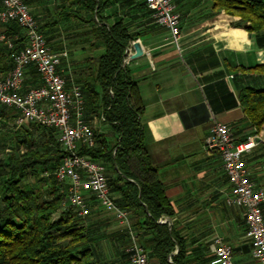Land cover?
<instances>
[{
  "label": "crops",
  "instance_id": "crops-1",
  "mask_svg": "<svg viewBox=\"0 0 264 264\" xmlns=\"http://www.w3.org/2000/svg\"><path fill=\"white\" fill-rule=\"evenodd\" d=\"M24 1L52 50L67 53L60 70L68 86L85 85L91 79L84 74L92 64L89 60L103 51L87 49L94 42L87 40L92 27L70 15L78 13L90 19L82 0ZM108 1L111 6L101 25L109 27L123 20L132 34L139 35L134 43L141 44L143 54L134 57L132 46L126 66L138 84L144 105L141 121L145 142L175 209V218L170 222L187 242L189 264H212L211 245L218 237L235 250L236 264H255L245 211L227 205L232 185L222 159L207 152L205 140L214 121L229 125L237 143L255 139L256 147L244 160L255 187L264 188V128L258 133L248 123L239 101L245 88H264V72L255 69L264 65V31L250 33L240 17L215 13L212 0H175L176 11L181 14L182 37L179 44H174L169 31L155 22L146 0ZM14 26L0 23V35H6V29ZM25 85H42L33 68L26 75ZM93 87L98 89L96 84ZM94 117L90 118L85 107V119L95 124L101 118L100 114ZM104 126L108 130L103 128L99 135L110 131ZM30 127L16 125L15 111L0 116L1 137L3 129L15 130L13 138L31 136ZM90 206L91 230L100 231L99 238L109 237L108 243L103 239L94 242L96 248H101H97L98 254L111 256L110 262L128 264L125 227L98 203L92 201Z\"/></svg>",
  "mask_w": 264,
  "mask_h": 264
},
{
  "label": "trees",
  "instance_id": "trees-1",
  "mask_svg": "<svg viewBox=\"0 0 264 264\" xmlns=\"http://www.w3.org/2000/svg\"><path fill=\"white\" fill-rule=\"evenodd\" d=\"M212 1L215 13L240 17L250 33L264 31V0ZM110 6L108 0H82V8L91 15L90 19L78 13L70 14L91 25L87 40L94 42L89 48L103 51L98 58L89 60L92 64L84 71L86 78L91 79H87L85 85H77L83 90L86 112L100 114L101 122L114 136V140L109 141L105 134L96 133L97 147H82L78 154L90 156L106 167L112 196H118L117 205L129 213L139 243L148 252L150 264H189L186 240L175 226L169 227V222L175 218V209L145 142V127L141 121L144 105L138 84L126 66L127 49L139 35L132 34L123 20L109 27L101 25ZM96 11L97 19L94 18ZM13 24L15 26L4 33L8 39L15 40V49L0 41V73L3 76L12 70L13 55L26 42L22 29ZM40 31L43 33L41 28ZM255 69L264 72V65ZM239 101L245 119L261 132L264 88H245ZM13 110L0 104V116L13 113ZM29 125L41 136H49L46 137L48 150L31 149L24 155L13 153L7 160L0 159V264H103L90 236L91 228L84 225L92 216V208L89 217L81 218L73 207L64 206L66 195L55 178V171L67 153L58 140L57 131L37 123ZM41 174L47 175L40 180L43 186L48 184L45 192L24 186L25 179ZM125 230L129 248L131 237ZM127 257L129 259L128 253Z\"/></svg>",
  "mask_w": 264,
  "mask_h": 264
},
{
  "label": "built area",
  "instance_id": "built-area-1",
  "mask_svg": "<svg viewBox=\"0 0 264 264\" xmlns=\"http://www.w3.org/2000/svg\"><path fill=\"white\" fill-rule=\"evenodd\" d=\"M146 7L155 22L169 31L173 43L179 44L181 14L176 11L175 0H146ZM0 21L16 23L22 29V38L26 39L23 48L13 55L12 70L0 79V104L15 110L18 127L37 123L57 131L58 140L67 153L55 171V178L66 195L64 206L73 207L79 217L87 218L91 215L90 203H99L129 232L128 264H150L148 252L139 243L129 213L120 208L112 196L106 167L90 156L78 154L82 147L96 148L97 135L93 124L85 119V96L81 86L69 87L60 70L67 53L52 50L24 0H0ZM0 41L10 49L16 47L15 40L6 35H0ZM31 68L42 85L27 89L26 75ZM256 145L255 139L237 143L231 127L217 121L205 140L207 152L216 153L222 159L232 185L227 205L245 211L252 259L255 264H264V188L255 187L244 160ZM211 252L214 256L212 264H236L235 250L223 238L214 239Z\"/></svg>",
  "mask_w": 264,
  "mask_h": 264
},
{
  "label": "rangeland",
  "instance_id": "rangeland-1",
  "mask_svg": "<svg viewBox=\"0 0 264 264\" xmlns=\"http://www.w3.org/2000/svg\"><path fill=\"white\" fill-rule=\"evenodd\" d=\"M0 23H3L0 21ZM80 48V47H79ZM89 47H87L88 49ZM90 49V48H89ZM6 77V76H4ZM2 77V78H4ZM0 78V79H2ZM90 118L92 120H94V116L98 115L96 113H89ZM95 124H93L94 128H95V132L99 135L100 130H102L103 128H106L104 126V124L100 121L99 118H97V120H95ZM104 126V127H103ZM31 131H32V135L28 136V137H22V136H17L15 138V130H9L7 131H2V137L0 136V159L3 160H7L9 158L10 155H13V153L17 154V155H24L26 154L29 150L34 149L40 152H46V150H48L47 145H46V137L48 138L49 136H41L40 132H37L35 128L30 127ZM264 128V127H263ZM262 128V129H263ZM107 129V128H106ZM108 130V129H107ZM106 136L108 137L109 141H112V137L113 134L109 131L107 132ZM15 140V141H13ZM57 140V139H56ZM52 147V145H50ZM47 175L46 174H41L39 175L37 178H33V177H28L27 179L24 180L23 184L24 186H30L35 188L36 191H40V192H45V190L48 188V184H45L44 186L41 184L40 180L43 178H46ZM91 220L88 219L86 221V226L90 227V225L88 223H90ZM99 233L93 230H90V236L93 238L94 242L98 243V240H107L106 242L108 243V235H103L101 238H99L101 236H99ZM98 249L100 247H97ZM101 249V248H100ZM108 252H109V248H105ZM104 249V251H106ZM111 256H106V255H101L100 254V258L103 261V264H116L114 263V261L110 262L109 258Z\"/></svg>",
  "mask_w": 264,
  "mask_h": 264
},
{
  "label": "water",
  "instance_id": "water-1",
  "mask_svg": "<svg viewBox=\"0 0 264 264\" xmlns=\"http://www.w3.org/2000/svg\"><path fill=\"white\" fill-rule=\"evenodd\" d=\"M133 47H134V49H135V55H134V57H139V56H141L142 54H143V49H142V46H141V44L139 43V42H135L134 44H133ZM126 55H127V57H131V55H130V49H127V53H126ZM127 63V62H126ZM167 221H169V219L167 218L166 219ZM169 227H170V229H172V223L171 222H169ZM178 252V251H177ZM177 252L175 253V254H177Z\"/></svg>",
  "mask_w": 264,
  "mask_h": 264
}]
</instances>
